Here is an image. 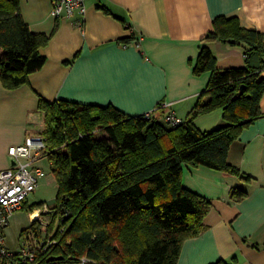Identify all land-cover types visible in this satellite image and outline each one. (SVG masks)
I'll return each instance as SVG.
<instances>
[{"label":"trees","instance_id":"1","mask_svg":"<svg viewBox=\"0 0 264 264\" xmlns=\"http://www.w3.org/2000/svg\"><path fill=\"white\" fill-rule=\"evenodd\" d=\"M134 37L121 41L127 45ZM49 38L29 29L20 15L19 0H0L4 87L27 83L29 75L42 67L45 57L40 49ZM214 40L243 46L244 66L217 67L207 46ZM262 69L264 33L243 26L237 16L218 15L200 39L193 64L194 74L210 73L208 83L179 123L164 120L161 103L157 116L128 115L113 105L40 98L44 155L57 191L51 215H45L46 233L55 242L39 252V264H51L50 256H62L57 263L65 264L78 263L82 256L94 264H176L183 241L204 230L203 219L212 206L210 199L183 186V167L203 165L241 175L228 161V149L245 127L263 115ZM216 109L222 111V125L210 130L196 126L198 115ZM246 195L239 188L231 192L234 201ZM0 264L21 263L14 255L0 259ZM210 264H236V258Z\"/></svg>","mask_w":264,"mask_h":264},{"label":"crops","instance_id":"2","mask_svg":"<svg viewBox=\"0 0 264 264\" xmlns=\"http://www.w3.org/2000/svg\"><path fill=\"white\" fill-rule=\"evenodd\" d=\"M52 2L19 0L29 29L50 38L40 49L44 64L27 83L8 89L0 81V169L12 163L9 146L45 128L40 98L113 105L128 115L157 116L161 103L164 113L184 120L209 80V72L194 74L193 64L213 19L237 16L243 26L264 33V0H84L81 23L78 14L55 18ZM132 34L124 45L121 39ZM207 46L217 67L244 66L243 46L216 40ZM260 109L263 115L228 149L227 159L241 175L184 165L183 186L210 199L212 206L204 230L183 241L176 264L232 258L236 264H264V92ZM194 123L201 130L218 127L224 123L222 111L200 114ZM234 188L247 195L234 201Z\"/></svg>","mask_w":264,"mask_h":264},{"label":"built area","instance_id":"3","mask_svg":"<svg viewBox=\"0 0 264 264\" xmlns=\"http://www.w3.org/2000/svg\"><path fill=\"white\" fill-rule=\"evenodd\" d=\"M85 11L84 0H53L51 13L55 18L81 16L77 22L81 23ZM140 38L135 42L139 45ZM165 107V105H164ZM164 120L176 124L182 120L172 111H168ZM46 145L43 136H28L23 143L9 146L8 155L12 163L0 169V259L14 256L21 264H39L38 254L55 242L46 233L47 218L45 215L52 212L51 206L43 204L31 211L32 227L25 230L18 252L14 253L6 245L5 230L13 213L23 208L28 195L33 192L41 177L45 175L38 161L45 155ZM82 264H93L90 258L82 256Z\"/></svg>","mask_w":264,"mask_h":264},{"label":"rangeland","instance_id":"4","mask_svg":"<svg viewBox=\"0 0 264 264\" xmlns=\"http://www.w3.org/2000/svg\"><path fill=\"white\" fill-rule=\"evenodd\" d=\"M38 163V165L43 168L45 175L40 178L36 189L28 195L25 206L13 213L5 230L6 245L10 251L14 253L18 252L20 247L23 238V229L28 228L32 223L30 213L33 209L31 210L28 206L38 202H43L51 206L53 205L54 198L56 196L57 183L55 176L51 171L48 158L44 156L38 161ZM56 225L57 223L53 227V230ZM76 264L82 263L78 262Z\"/></svg>","mask_w":264,"mask_h":264},{"label":"water","instance_id":"5","mask_svg":"<svg viewBox=\"0 0 264 264\" xmlns=\"http://www.w3.org/2000/svg\"><path fill=\"white\" fill-rule=\"evenodd\" d=\"M59 260H62V256H50L48 258V262L51 264H65V263H57Z\"/></svg>","mask_w":264,"mask_h":264}]
</instances>
